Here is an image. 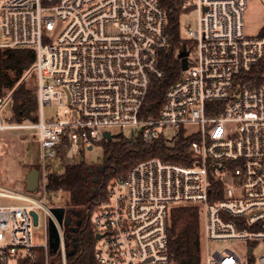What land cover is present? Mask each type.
I'll list each match as a JSON object with an SVG mask.
<instances>
[{
	"label": "built area",
	"instance_id": "obj_1",
	"mask_svg": "<svg viewBox=\"0 0 264 264\" xmlns=\"http://www.w3.org/2000/svg\"><path fill=\"white\" fill-rule=\"evenodd\" d=\"M181 6L196 22L185 38L180 33L185 68L156 115L140 116L152 80L164 76L160 60L170 44L158 0H0V48L33 51L38 101L36 121L14 122L5 110L10 93L0 95V131L31 136L39 148L36 191L0 184V264L33 260L40 247L49 264L47 232L40 245L32 236L31 210L39 209L46 229L49 219L57 226L56 253L66 264L63 226L49 203L61 189H47L48 161L58 146L66 161V150L79 154L106 139L104 131L124 128L131 129L125 137L146 143L190 141L184 163L151 156L110 181L90 215L99 264H174L167 228L175 204L202 209L206 264H264V36L245 34L246 0ZM219 240L245 242L247 259L230 248L211 255L209 243Z\"/></svg>",
	"mask_w": 264,
	"mask_h": 264
},
{
	"label": "trees",
	"instance_id": "obj_2",
	"mask_svg": "<svg viewBox=\"0 0 264 264\" xmlns=\"http://www.w3.org/2000/svg\"><path fill=\"white\" fill-rule=\"evenodd\" d=\"M182 1L158 0L159 5L166 12L170 44L160 60L164 76L152 80L140 110V116L156 115L163 105L165 89L181 75L180 52L185 42L180 35L179 22ZM257 36H264V24ZM33 63L34 53L30 49L0 48V95L10 93L8 109L11 121H36L37 119L35 76L30 70ZM261 70L262 68L258 67L255 72ZM189 141L190 138L179 135L173 145L163 137L146 143L139 134L128 138L118 133L112 136L111 140L103 139L98 142L103 148V158L100 163H88L83 160L65 162L61 146H58L56 157L48 161V166L52 170L47 178V189L51 191L61 189L62 192L67 193L68 198L64 208L70 213H75L71 223L63 226L66 264H99L95 258L96 238L90 215L104 200L110 181L126 173L130 166L151 156L184 163L186 160L183 159V155L187 153ZM56 167L59 170L55 171ZM213 190L214 187L209 194L210 199L216 198ZM168 217L170 259L174 264H200L201 232L198 207L190 204L172 205ZM77 220L79 222H76ZM35 254L33 260L25 257L19 260L18 264H45L43 248H35ZM50 257L49 264H61L59 253H50Z\"/></svg>",
	"mask_w": 264,
	"mask_h": 264
},
{
	"label": "rangeland",
	"instance_id": "obj_3",
	"mask_svg": "<svg viewBox=\"0 0 264 264\" xmlns=\"http://www.w3.org/2000/svg\"><path fill=\"white\" fill-rule=\"evenodd\" d=\"M244 20V32L248 36H256L264 24V0H246V7L243 14ZM180 22V33L185 38V29L187 26L192 28L195 27V13L194 12H182L179 16ZM5 41L1 30H0V43ZM9 103L5 107L7 113H9ZM45 113L47 115L52 114L55 110L52 106L44 107ZM116 129H112V132L116 133ZM122 135L128 136L131 133L130 128H124ZM165 132L170 136L176 135V130L168 127ZM177 141V136L175 139L170 141V144L173 145ZM103 148L101 144H93L91 148L84 149L79 154H72L66 150L65 162H74L83 160L88 163H100L103 158ZM39 148L36 141H34L31 136H26L25 134L15 131V130H4L0 131V184L9 187L13 190L19 192L30 193L25 189V175L26 171L31 168H37V162L39 159ZM59 170L58 167L54 170ZM53 170V171H54ZM68 198V194L62 191H59L55 197L49 199V203L55 206H65V202ZM182 205V204H175ZM197 206V205H195ZM198 207V206H197ZM199 209L200 216V232H201V260L200 264L205 263V249H204V216L202 209ZM38 219L37 225L32 227V236L34 242L38 245L45 242L46 238V224L44 221V213L42 210H37ZM48 228V225H47ZM262 244V242H260ZM211 255L214 250H224L225 248H230L238 253L242 259H247V247L246 243L242 241H232V240H219V242H210L209 247ZM261 249L259 246L256 248L255 253ZM44 250V248H43ZM45 254V251H44ZM51 257L49 256V262ZM9 264H15L14 261H9ZM45 264H46V254H45Z\"/></svg>",
	"mask_w": 264,
	"mask_h": 264
},
{
	"label": "water",
	"instance_id": "obj_4",
	"mask_svg": "<svg viewBox=\"0 0 264 264\" xmlns=\"http://www.w3.org/2000/svg\"><path fill=\"white\" fill-rule=\"evenodd\" d=\"M181 69L185 68L186 64V51L181 50ZM104 138L107 140L112 139V135L108 131L103 132ZM90 147V146H89ZM101 169V168H100ZM38 180H39V173L36 168H31L28 171H26L25 175V189L31 192L36 191L38 186ZM94 180H96L94 178ZM52 214L54 215L56 221H58L60 226L69 225L71 223L69 217H64L65 208L63 206H55L51 209ZM31 214L33 217L34 225H37V213L34 210H31ZM48 228H47V238H48V249L50 253H55L57 251L60 237L58 234L57 226L55 225L54 221L51 219L48 220ZM74 229V228H73ZM96 238H100L99 234H95ZM65 240V238H64Z\"/></svg>",
	"mask_w": 264,
	"mask_h": 264
},
{
	"label": "flooded vegetation",
	"instance_id": "obj_5",
	"mask_svg": "<svg viewBox=\"0 0 264 264\" xmlns=\"http://www.w3.org/2000/svg\"><path fill=\"white\" fill-rule=\"evenodd\" d=\"M78 214V213H77ZM75 215V213H70L68 211H65L64 213V217H69L70 218V221L72 220V218H74L73 216ZM76 222H79V220H77Z\"/></svg>",
	"mask_w": 264,
	"mask_h": 264
}]
</instances>
